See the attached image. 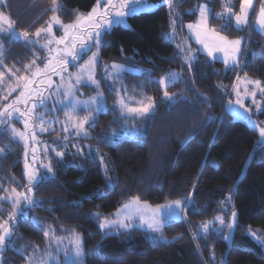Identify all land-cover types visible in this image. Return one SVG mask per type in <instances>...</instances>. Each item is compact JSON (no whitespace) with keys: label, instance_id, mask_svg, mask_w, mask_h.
Returning a JSON list of instances; mask_svg holds the SVG:
<instances>
[{"label":"trees","instance_id":"obj_1","mask_svg":"<svg viewBox=\"0 0 264 264\" xmlns=\"http://www.w3.org/2000/svg\"><path fill=\"white\" fill-rule=\"evenodd\" d=\"M148 1L155 9L128 17L127 27L116 26L105 37L100 60L139 71L124 72V85L132 96L144 90L153 97L154 118L144 122L127 117L125 121L116 112H100L95 127L89 128L91 137L69 141L98 145L103 157L73 151L65 152L62 160L52 156L54 177L32 193L42 207L28 208L27 216L17 218L14 230L18 240L26 239L21 243L27 244V249L43 244L44 230L33 224L36 214L82 234L85 264H264V247L248 234L251 227L264 236V143L259 134L264 127V110L251 106L245 113L233 104L231 91L237 71L199 52L185 29L186 24L195 22L199 4H206L215 14L222 11V0H174L175 40L166 35L171 31L168 5L162 0ZM57 3L61 13L69 17L77 11H90L96 0ZM51 7V0H0V12L14 22L18 33L45 26L53 14ZM234 8L238 11L239 0H234ZM211 23L218 27L222 21L214 17ZM222 33L246 37L239 74L264 85V35L253 27L238 31L233 20ZM178 43L195 54L191 72ZM35 51V45L19 37L14 39L7 32L0 35V110L16 98L17 85L23 81L17 77L28 75L25 65L32 64ZM173 69L182 73V79L167 88L177 94L174 105L163 98V90L154 79ZM145 73L151 74L152 83ZM10 88L16 90L8 95ZM104 97L108 105L115 98L108 90H104ZM229 100L232 111L226 107ZM259 100L264 109V95ZM205 117L212 119L205 122ZM14 124L16 121L11 122ZM129 127H137L140 133L135 135V129L131 132ZM9 128V124L0 125V148L4 150L0 153V194L4 189L24 191L27 184L24 147L13 139ZM119 129L129 130L128 136L114 142L98 140L102 133L110 137L114 130L120 133ZM51 134L63 140L64 135L57 130L46 135ZM137 196L153 205L183 202L188 196L191 201L182 220L162 227L164 240L155 241L150 237L161 234L141 229L105 235L92 214L111 216ZM233 211L237 215L231 232L219 222L213 229L217 216L228 222ZM204 221H212L207 234L201 231ZM24 258L7 251L3 264H22Z\"/></svg>","mask_w":264,"mask_h":264},{"label":"snow or ice","instance_id":"obj_2","mask_svg":"<svg viewBox=\"0 0 264 264\" xmlns=\"http://www.w3.org/2000/svg\"><path fill=\"white\" fill-rule=\"evenodd\" d=\"M163 4L168 5L169 15H170V33L166 34L170 39L175 40L177 37L176 31V8L173 7L174 0H162ZM52 7L50 11L53 13L50 21L46 28L37 29L35 35L37 37L41 36V32L47 33L46 43L42 45L48 52L47 62L44 64L43 68L36 66L32 70L31 65H25V69L32 72V79H28L23 85V90L17 96L15 102L9 103L2 110H0V125L9 124L11 134L13 139L19 137L21 141L24 142L25 147V171L24 177L27 180V184L24 185L26 191H17L16 188L11 189V194L7 196H0V200L7 199L12 204V211L8 216L7 220L0 222V252L4 251L6 247H11L10 239L13 234L14 225L17 223L18 217H25L27 213L20 208L21 201L28 208L42 207L40 201L33 198V189L37 187L42 182H47L54 177V168L51 163V157L49 156V150L55 153L56 157L61 160L64 156L63 150H58L57 146H52L50 149L46 145L43 153V158L39 162V168L36 167L37 158L35 155V148H33V159L30 165L27 161V153L29 148V132H31V140L35 142L36 132L35 128L39 127L40 132L48 131L51 124H62V131L65 133L63 136V148L66 149L69 145L67 141L75 137L79 139L80 137L88 136V129L93 128L96 125V120L98 114L103 111L107 112L108 108L105 103L104 93L100 90V81L96 78L95 69L99 63V52L103 46L106 45L105 37L110 35L112 29L116 26L126 23V19L130 16L137 14L140 7H155V5L149 6L146 0H96V4L92 9L85 13L77 11L74 15V19L69 23H64L61 19L59 13L61 12L60 5H58L57 0H51ZM222 11L218 13H213L211 9L206 4L198 5V20L195 24V31H193L194 25L188 24L187 28L190 30L191 34L196 37V42L201 44L204 50L207 52L209 57H212L214 52H224L226 54L225 65L226 67L232 66L234 71L240 70V61L242 59V40L229 39L227 35H223L222 32L227 30L230 25L231 20H235L236 30H242L249 25L250 15L253 11L254 0H239V11H235L234 0H222ZM219 19L222 23L216 27L213 26L211 21L213 18ZM13 21H11L7 16L0 12V25H7V28L0 27V32H7L12 38H16V33L13 29ZM54 25L58 26L62 31V35L57 37L53 32ZM255 27L259 32L264 33V0H260V6L258 11L255 13ZM27 43H38V41L28 40L29 33L27 31L21 32ZM55 45V46H53ZM95 48L96 51H92ZM177 48L179 52L183 55L184 63L189 65L188 71H192V62L195 58L194 52L187 48L185 44L178 43ZM92 52L88 61L84 65L80 66V70L76 73H68V83H61L57 86L54 92H50L48 95H44L45 90L39 88L35 90H29V85L36 82V77H41L40 83L48 80V87L51 88L50 78L47 73L50 68L54 71L59 68V71L55 72L56 75H60L61 81H64L63 73L68 72L70 66H75V62L78 61L84 54ZM70 58V59H69ZM39 59L36 54H33L32 65H36V61ZM125 71L124 65L113 63L111 67L105 65V79L112 81V86L109 87L108 91L111 94L113 89L115 90L116 101L115 105L119 108L120 118L133 117L134 119L141 120L144 122H150L154 118L155 113V101L151 96H143L142 99L136 101V106H130V101L134 97L128 95L129 90L123 85L122 73ZM148 76V83H152L151 74L145 73ZM2 76V74H0ZM247 76V74H245ZM18 80H25L24 76H18ZM182 79L179 73H169L159 80V85L162 89H165L163 96L166 100L170 101L172 105L176 103L175 93L171 94L166 89ZM239 79V77H238ZM75 83H72V81ZM256 86L252 90L251 95L253 98V103L257 105V111L262 109L260 103L256 100V90H259L261 95H264V85H262L260 80H249ZM84 83L87 86H94L96 89V95L90 96L87 99H78L76 93L79 91L78 85ZM20 85L18 84L17 87ZM63 89L64 100H61L60 89ZM16 88H10L8 95H11ZM133 92L135 89L132 90ZM56 97L55 103L60 105L64 109L65 120L60 121L58 118L54 117L53 120L46 121L44 119V114L49 111L55 112L57 109L48 108V100ZM186 98V97H185ZM7 99V96L4 97ZM208 98H205V102ZM66 101V102H65ZM31 102V103H29ZM236 104L244 110L245 113L249 111L245 107L242 98H240L239 93H237ZM24 104L25 107L21 109L17 105ZM232 101L229 100L227 110L231 109ZM44 109V114H36V110ZM83 111L84 115H79V112ZM115 112V108L113 109ZM18 114V116H14ZM240 115L239 113H235ZM22 118V123L24 125V131L21 132L15 127H11V122L13 119ZM212 119L211 117H205V122ZM250 123H253L248 118ZM87 126V127H86ZM124 127V126H122ZM134 127V125H133ZM55 131V129H52ZM122 135H127V131L121 133ZM259 134L264 138V127H261ZM118 137L117 131H113L112 137L101 136V142H114ZM71 147L76 148L77 152H81V149L76 143H73ZM264 147V144L261 145ZM4 150L0 148V153ZM40 169H46L47 173L52 175H44L40 172ZM110 180V178H109ZM7 193L8 189H4ZM230 199V197H229ZM191 200V196L188 197ZM140 203V197H133L128 203L123 205V209L126 211L117 210L115 218L111 216L104 217L100 220L99 228L105 235H110L113 232L120 234L121 231H127L134 227H137L133 223L134 217L139 218L140 225L147 223V227L152 233L161 234V225L159 222V216L161 215V208L171 209L173 206L176 211H169L165 215L175 216L179 218V213L183 212L187 207V204L180 201H170L163 205H157L152 211V217L149 220H145L144 213L136 208L135 211H131L134 206ZM146 204V202H145ZM236 212H232V218L230 221L226 222L223 216H217L215 219L219 222L222 227H226L229 232L234 228L236 223ZM100 214H97L99 218ZM33 224L38 226L40 221L33 218ZM212 226V221L202 222V229L207 234ZM107 230V231H105ZM248 234L252 236L258 243L264 247V236L259 234V231H253L251 227L248 229ZM50 235V229H44V236L48 239ZM71 238L69 243L71 244V249L65 248L66 260L64 264H84L83 256V244L81 237L74 230L71 231ZM155 239L156 237H150ZM225 239H228L226 236ZM57 243V252L60 250V245L63 238H55ZM20 252V249H15ZM69 252L71 255H69ZM28 264H37V261L33 258H27ZM50 255H46L44 258L38 261V264H49Z\"/></svg>","mask_w":264,"mask_h":264},{"label":"rangeland","instance_id":"obj_3","mask_svg":"<svg viewBox=\"0 0 264 264\" xmlns=\"http://www.w3.org/2000/svg\"><path fill=\"white\" fill-rule=\"evenodd\" d=\"M146 3L149 6L155 5V4L150 3L148 0H146ZM259 6H260V1L258 2V0H254V7H253V11H252V13L250 15V21H249V25L250 26H246L243 29V31H246V30H248V29H250L252 27L256 29V27H255V13H256V11H258ZM155 7H156V5H155ZM155 7H144L142 5L140 7V10L137 13L144 12V11H151V10L155 9ZM238 11H239V8H238ZM86 13L87 12H85V14ZM3 14L5 16H7L6 13H3ZM59 15L61 16V19L63 20L64 23H69V22H71L74 19L75 13L72 14V16H69V17H66L65 14H63L61 12L59 13ZM49 21H50V19L48 20V22ZM48 22L46 23L45 26L40 27L38 29L46 28ZM233 24H234V27L236 28L234 19H233ZM187 25L188 24H186L185 27L188 30ZM122 26H125V27L128 26L127 19H126V23L122 24ZM0 27L7 28V25L6 24L0 25ZM12 30L16 33V37H19L23 41L26 42L25 38L23 36H21L20 33L16 32L14 30V28ZM36 31H37V29L35 31H33V32H28L29 33L28 40L33 41V42L38 41V43H31L32 45H35L38 48V51H35L34 53L36 54V56L39 57V59H37V61H36V65H32L31 64L32 70H34L36 66H39L40 68H43L44 64L47 62L46 58L48 57L47 50L42 47V45H44L46 43L47 33L41 32V36L37 37L35 35ZM53 32H54L55 36H57V37L62 35V31L56 25H54V27H53ZM2 33L3 32H0V35ZM260 33L262 35H264V33H262V32H260ZM222 34L228 36V34H225V33H222ZM228 37H229V39L240 38L242 40V53H243V50H244V47H245L244 45H245L246 37L244 35H238V36H235V37L228 36ZM191 38H192L191 40L196 44L199 52L205 54V56H207L211 60L221 61L224 64V67L226 69H231L232 68V66L226 67L225 62H224L225 58H226V54L224 52H214L213 56L209 57L207 52L204 50L203 46L196 42V37L193 35V37L191 36ZM53 46H55V45H53ZM92 51H96V49L93 48ZM91 55H92V52H88V53L84 54L78 61L75 62V66H70L68 68V72L63 73V76H64V81L63 82L61 81L60 75H56L55 74V72L59 71V68H56L55 71L52 68H50L48 70L47 75L50 78V82H51L52 87L51 88L48 87V82H49L48 80H45V82L40 83L39 81L41 80V77L38 76V77H36V82H34L31 85H29V90L31 91V90H35V89L39 88L41 90H45L44 91V95H48L50 92H54L56 90L57 86L60 85L61 83L67 84L69 82L68 81V73H76V72H78L80 70V66L84 65L86 63V61H88V59H89V57ZM98 59H99V63H98V66L95 69V75H96V78L99 79V81H100V90L104 93V90H108L109 87L112 86V81L105 79V65L109 66V68L111 67V65H108V64H106V63H104V62H102L100 60V52H99V58ZM124 68H125V70L128 69V67H124ZM169 73H179L182 76V73L180 71H177V70L173 69V70L167 71L166 73H164L161 76L154 77V79H155V81L159 82L161 77H164V76H166ZM238 77H239V79H238ZM28 79H32V72L31 71H29L28 75L25 76V80L21 81V85L18 88L19 91H18V94L16 95V98L19 95V93L23 90V85L27 82ZM249 80H257V79L250 78L249 76H245L244 74L240 75L239 71H237L235 82H234V85L232 87L231 93H232L233 104L236 107L240 108V106L235 103V101L237 99V93H239V96H240V98H242L245 107H247L250 110L251 106L257 107V105L253 103V98H252V95H251L252 90L255 89L256 86L254 84H252V83H249L248 82ZM72 83H75V81L73 80ZM124 83H125V81L123 79V85H124ZM77 87L79 88V91L76 93V97L78 99H87L90 96L96 95V89H95L94 86H87L84 83H82L81 85H78ZM124 87H126V86L124 85ZM162 90L164 92L165 89H162ZM167 91H169V90H167ZM60 92H61V97L60 98H61V100H64V97L62 95V93H63V89L62 88L60 89ZM142 93H143L144 97L150 96L149 93H145L144 90H141L140 92L138 91L137 93H134L133 96H132V94L128 93V95L130 97H134L130 101V106H133V107L136 106V101L138 99H142L143 98L142 95H141ZM169 93H170V95L173 94V92H170V91H169ZM112 94L115 96V98H114V101H113L112 104H109V105L106 104V106L108 108L107 112H112L113 109L115 108V112L119 114V108H118L117 105H115L116 95H115V90L114 89L112 91ZM162 96H163V94H162ZM262 96L263 95H261L259 90H256V97L255 98H256V100L259 103H260L259 98H261ZM16 98L14 99V101H11L10 103L15 102ZM163 98H164V96H163ZM55 101H56V97L52 96V98L50 100H48V102H47L49 109L53 108L54 106L56 107L57 110L55 112L49 111L48 113L44 114V109L41 108L39 110H36V114L37 115L44 114V119L46 121L53 120L54 117L58 118L60 121L65 120L64 109L60 105L56 104ZM29 103H31V102H29ZM17 106L20 107L21 109H23L25 107L24 104H20V105H17ZM101 112H103V111H101ZM79 115L83 116L84 112L80 111ZM14 116H18V114H14ZM13 121H16V124H14V126L11 125V127H15L19 131L23 132L24 131V125L21 122L22 118L13 119ZM130 124H131V120L129 121V125ZM263 126H264V121H263ZM62 127H63L62 124L53 123V124H51L49 130L48 131H44V132H40L39 131V127H36L34 129L35 132H36V140H35V142H33L31 140V132H29V148H28V153H27V161H28V163L30 165L32 164V159H33V148H35V155H36V158H37L36 167L39 168V162L43 158V153H44V149H45L46 145L50 149L52 146L56 145V143H57L58 150H63L64 153L67 152V151H73L76 154H81L80 152H77L76 148L71 147V145L73 144L72 141H67V144L69 146L66 149H64L63 148L64 141L62 139H59L58 135H55V134H51V136H47L46 135L47 133H52L53 132L52 129H55V131L57 130L59 133L65 135V133H63V131L61 130ZM129 128H130V130L132 132L137 127H135L134 129L131 128V127H129ZM141 129H143V126L141 127ZM9 130H10V128H9ZM124 131H127V133L129 132V130H127V129H125V130L121 129L120 133L117 132L118 133V137L115 140L121 139L124 136H128V134L127 135H122L121 134ZM10 132H11V130H10ZM138 133H140V132H138V129H135V133L134 134L136 135ZM42 135H44V137H42ZM92 135L93 134H91V131L88 129V136L86 138L85 137H80V138L88 139ZM105 135H106V132L104 134L102 133L101 136H105ZM11 136H12V134H11ZM61 138H62V136H61ZM15 139L20 141L22 143L23 147H24V142L21 141L19 137H16ZM98 140L101 141L100 138ZM260 142L264 143V138L261 137ZM77 145L79 146V148L81 149V152L83 153V154H81L82 156H84V155L85 156H96V157H98L100 159L103 157V154L101 155L99 153L98 145L89 144L87 142H83V143L77 144ZM23 155H24V157H23L24 158L23 172H24L25 171V168H24V165H25V147L23 148ZM49 156L50 157L55 156V153L51 152L49 150ZM105 166H106V161H105ZM104 171H105V174L107 176V173H108L107 169L104 170ZM40 172L43 173L44 175H52V174L47 173L46 169H40ZM24 191H26V190H24ZM9 194H11V191H8L7 193L4 192V193L0 194V196H7ZM188 197L185 198V200H183V202L187 204V207L189 206L190 201H191V200L190 201L188 200ZM168 202H170V201H164V202H162L160 204L153 205V204H149L147 202L145 204L144 201H140V203L138 205L134 206L130 210L131 211H135L136 208H139L140 211L144 213L145 220L147 221V220L151 219L152 211L156 208L157 205H163V204H166ZM19 207L22 208L27 213L28 207L24 204L23 201H21V204H20ZM186 208H185V210H186ZM119 209H121V211H126V210L123 209V206L120 207ZM185 210L183 212L179 213V218H177L175 216L165 215V213H168L169 211L175 212L176 209H175L174 206L171 209L161 208L160 209L161 215L158 218L159 222H160V225H161V229L168 222L182 220L183 217H184V214H185ZM0 211H1L0 222H2L4 220H7L9 214L12 211L11 202H9L7 199L0 200ZM116 213H117V210L114 211L111 214V217L115 218V214ZM97 214H98V212H95V213L92 214V216L95 218V220L97 222V226L99 228L100 220L103 219L104 217H100L99 216V218H98ZM106 217H108V216H106ZM33 218H36V219H38L40 221L39 226L43 230L45 228H49L50 229V235H49L48 239L45 238L43 244L40 245V246L36 245L32 249H27V244L25 245L24 243L23 244L21 243V241H27V240L23 239V238H22L23 240H21V239L18 240V236L16 235L15 230H13V234H12L11 239H10V243H11L12 246L11 247H6L4 251L0 252V264H3V260H4V257H5V254H6L7 251H15L16 253H19V254L23 255L25 258H24V262L22 264H28V259L27 258H30V257L33 258L34 260H36L37 264H38V261L40 259L44 258L46 255H50V257H51L49 264H64V262L66 260V255H65V250L64 249L65 248L71 249V247H72L71 244L69 243V240L71 238V235H70L71 231L74 230L76 233H78L80 235V237H81V240H82V234L79 233L76 229H74L72 227L56 224L53 221L51 222L49 219L44 220L43 217L38 216L36 214H35V216ZM216 222L218 223V221L217 220L215 221V225H214L213 229H215V226L217 225ZM133 223L135 225H137V227H134V228L129 229V230L141 229V230L150 231L148 229V227H147V223H144L142 226H139L141 222H140L138 216L134 217ZM16 224L14 226H16ZM105 231H107V230H105ZM201 231L203 233H205L203 231L202 227H201ZM57 237L63 238L62 243L60 245L59 252H57V243H56V240H55V238H57ZM155 237H156L155 241L164 240L163 237H158L156 235H155ZM82 244H83V241H82ZM15 249H20L21 251L17 252ZM69 255H71L70 252H69ZM83 260H84V256H83Z\"/></svg>","mask_w":264,"mask_h":264},{"label":"crops","instance_id":"obj_4","mask_svg":"<svg viewBox=\"0 0 264 264\" xmlns=\"http://www.w3.org/2000/svg\"><path fill=\"white\" fill-rule=\"evenodd\" d=\"M260 0H258V2H259ZM197 20H198V10H197V15H196V17H195V22L194 23H190V24H193L194 25V28H193V31H195V24H196V22H197ZM185 29H186V27H185ZM186 33H187V35L190 37V39H192L191 38V36L193 37V35L191 34V32H190V30L188 29H186ZM191 35V36H190ZM125 73L126 72H131V73H139V71L138 70H135V69H132V68H128L127 70H125L124 71ZM123 72V73H124ZM122 73V74H123Z\"/></svg>","mask_w":264,"mask_h":264}]
</instances>
